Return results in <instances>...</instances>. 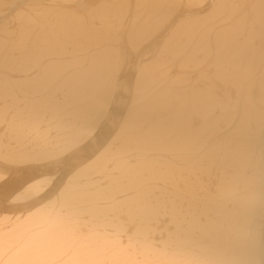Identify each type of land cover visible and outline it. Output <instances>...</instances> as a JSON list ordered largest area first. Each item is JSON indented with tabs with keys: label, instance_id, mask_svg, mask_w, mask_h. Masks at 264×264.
Instances as JSON below:
<instances>
[{
	"label": "bare ground",
	"instance_id": "6f19581e",
	"mask_svg": "<svg viewBox=\"0 0 264 264\" xmlns=\"http://www.w3.org/2000/svg\"><path fill=\"white\" fill-rule=\"evenodd\" d=\"M0 264H264V0H0Z\"/></svg>",
	"mask_w": 264,
	"mask_h": 264
}]
</instances>
